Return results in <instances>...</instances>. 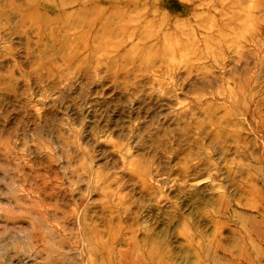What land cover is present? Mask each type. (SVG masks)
<instances>
[{
    "label": "rangeland",
    "instance_id": "obj_1",
    "mask_svg": "<svg viewBox=\"0 0 264 264\" xmlns=\"http://www.w3.org/2000/svg\"><path fill=\"white\" fill-rule=\"evenodd\" d=\"M0 264H264V0H0Z\"/></svg>",
    "mask_w": 264,
    "mask_h": 264
}]
</instances>
